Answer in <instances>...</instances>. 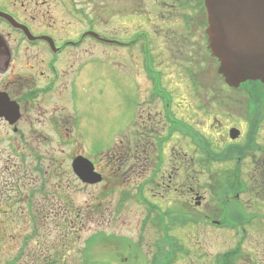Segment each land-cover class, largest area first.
Masks as SVG:
<instances>
[{
	"label": "flooded vegetation",
	"instance_id": "1",
	"mask_svg": "<svg viewBox=\"0 0 264 264\" xmlns=\"http://www.w3.org/2000/svg\"><path fill=\"white\" fill-rule=\"evenodd\" d=\"M10 1L0 0V229H26L25 224L34 229L32 224L38 219L42 225L39 229H45L47 218H55L58 213L71 217L72 176L83 187L89 186L73 170L74 159L84 156L102 174L101 184L107 181L111 168L116 184H139L143 192L147 185L156 187L153 195H141L140 199L159 228L155 229V241L157 251H162L150 264H174L176 260L175 264H204L192 258L187 242L192 236L199 239L206 229L176 228L186 225L185 218L192 219L188 223L193 226L205 218L204 223L213 227L206 230V236L221 235L225 244L232 236L237 237L229 247L208 254L211 264H264V229H247L243 220L264 218V95L251 97L254 90L250 85L233 89L224 81L217 89L218 62L208 48L205 0H84L95 9L112 5L117 23L123 15L129 21L145 17L149 24L136 31L131 27L128 34L135 33L130 43L111 37L117 39L113 45L118 50L124 46L130 49L138 39L145 38L140 50L143 66L136 54H130L129 59L135 60L134 68L145 71L146 95L131 104L132 118L117 132L112 146L105 150L96 145L91 154L79 147L73 151V143L78 145L82 138L75 93H85V69L93 58L79 62L75 70L72 61L64 66L62 63L71 57L68 54L72 46L82 47L89 40L101 46L104 42L88 34L90 28L76 41L65 29H57L73 21L63 19L57 23L52 6L67 7L72 0ZM73 20L97 26L92 17ZM161 48L173 60L154 57L153 50ZM181 57L182 62L175 61ZM202 57L204 67L200 66ZM155 60L165 61L166 66L180 63L188 75H193L182 89L187 96L178 98L177 92L163 84L164 72L161 77L154 76L148 61ZM207 74L213 75L208 79ZM200 115L207 124L197 122ZM235 129L239 135L233 138ZM56 153L64 155L63 164L67 162L63 171L66 177L61 181H57L61 168L57 167ZM106 156L108 162L104 163ZM245 159L254 171L243 176ZM217 165L226 169L218 177L210 172L207 183H201L199 168L213 170ZM61 186L64 192L58 194ZM251 221L248 219V225ZM52 224L54 229L55 219L48 229ZM221 225L227 229H215ZM20 235L16 231L14 239ZM247 244L252 251H248ZM55 246L48 250L53 254L36 253L34 261L67 264V257H57ZM33 254L23 251L19 260L25 262L23 257ZM198 255L202 256L200 252Z\"/></svg>",
	"mask_w": 264,
	"mask_h": 264
},
{
	"label": "rangeland",
	"instance_id": "2",
	"mask_svg": "<svg viewBox=\"0 0 264 264\" xmlns=\"http://www.w3.org/2000/svg\"><path fill=\"white\" fill-rule=\"evenodd\" d=\"M11 1L20 3L22 0ZM55 1L56 0H50L51 3ZM144 4L145 6H149L148 1H145ZM51 9L52 16L57 20V23L60 22L58 20L63 19L73 21L68 25H58L57 29H65L66 33L72 37L71 39L75 41L86 28L92 30L96 28L98 33L104 37L111 40L119 39L130 43V36L133 37L132 34L135 33V29L149 27L147 21L144 20L145 17H136L132 19V21H129L127 17L121 15L120 23H117V21L115 22L118 15L112 11V5L109 6V8L95 9L84 0H72V3L67 7H61L56 4V6H52ZM83 17L94 18L97 22V26H86L85 23L73 20ZM139 25H142V27H138ZM131 27L132 29H130ZM129 29L135 31L130 35L127 32ZM63 32L64 31L61 30L60 33L64 34ZM113 36L117 39H112L111 37ZM144 39L145 38L138 39L132 44L130 49L124 46L125 49L121 48L120 50L115 49L111 45H97L89 40L88 43L84 44L82 47L77 48L72 46V53L68 54V56L71 57L64 58L62 65L64 66L66 62L72 61L74 70L79 62L93 58L85 69L88 82H84L85 93H81L80 91H76L75 93L76 111L78 115L76 117L79 121H82V138L78 139V145L73 143V151L79 147L80 150L82 148L86 153L91 154V148L96 145H102L106 150L112 146L113 139H115V141L117 140V137H115L117 132L131 120V104L139 96L143 98L146 95L143 90L146 83V74L143 69L134 68L135 60L129 58L130 54H136L141 62L140 65L143 66V54L140 50L145 46ZM203 51L204 48L202 49V52ZM152 53L154 57L157 56L159 59H172L171 56L166 57L163 48L153 50ZM182 59V57L177 58L175 61L182 62ZM156 60L152 63L148 61V65H150L154 76L157 78L161 77L164 72V78H162L163 84L167 86L169 90L175 93L177 92L178 98L187 96L182 89L186 86V82L189 84L190 82L188 81L193 80V75H188V73L184 71V67H180V63H178V65L170 64L168 60H166L170 65L166 66L165 61L163 63ZM201 61L200 66L204 67L206 61H203V57ZM184 66H186V64ZM212 75H208V79H210ZM215 77V82L218 84L217 89L219 90L220 83L223 82V79L220 78L218 74ZM200 78L204 81L206 79L203 74H201ZM174 97H176V95H174ZM197 122L200 124L208 123L204 120L202 115L199 116ZM261 136H264L263 127ZM75 137L76 136L73 137L74 141L76 139ZM57 148L60 149V146L57 145ZM221 149L222 147L219 150ZM65 153L66 152H63L66 157ZM63 154H55L57 167L61 168V171L58 172L57 175V181L64 180L66 177L63 171L67 162L63 164ZM107 162L108 158L106 156L104 163ZM246 162L247 159L243 161V176L247 172L251 173L254 171L251 165H246ZM223 169L226 168L221 165H217L213 170H200L199 168L198 172L202 174L200 177L201 183H207L210 172L215 173L218 177L219 173H223ZM107 177V181L102 184L83 187L75 176H72V216L69 218H65L61 213H58L55 218H47L45 221V229H39L40 226H42L39 219L37 223L32 224L34 229H29L27 224H25L26 229H0V264H6L16 257V255H19V258H21L23 249L26 250L25 254L28 252L34 254L29 257H23L26 261L22 262L23 260H19V264H37L33 259L35 254L44 251L49 253L48 250L52 248V245H56L55 248L57 251L55 254H57V257H67L69 260L67 264L153 263L155 257L157 258L162 251H157L158 248L155 241L157 237L155 229L159 228L155 225L156 221L154 220L153 214L147 212L146 204L140 201V199L141 195H153L156 187L154 185H147L144 187L143 192V186L139 184H134L135 186L127 184V182L116 184L113 179L111 168L109 169ZM64 188V186H61L58 194L63 193ZM57 202V204L61 202L59 196ZM162 204L165 205V203ZM213 209L214 208L210 210ZM54 219L55 228L53 229L52 224V229H48L47 226L51 224ZM170 219L176 221L175 218ZM248 219H252V221L249 223L250 225H246L247 229H264V218L248 217ZM248 219L243 220L247 223ZM1 221L2 219L0 218V222ZM200 221L201 223L198 222L199 224L197 226L188 223L184 227L176 226V228L186 229L187 231L188 229H213L209 223H204L205 218H201ZM186 222L190 221H185V223ZM65 226L66 228L68 226V228L63 229ZM215 229L227 228L221 225V228L217 227ZM206 230H204L203 235L199 236V239H194L192 236L187 243L188 248L193 252V259L198 258L204 264H211V259L208 254L216 253L229 247L231 244H234L237 237L232 236L228 244H225L221 240V235L216 238L212 234L206 236ZM16 231L21 233L18 240L14 239L16 237ZM30 233L34 235L28 238ZM254 236L255 235H253V237ZM184 241H186L185 238ZM198 241L204 244L202 243V245H200ZM22 246L23 249H19ZM249 247L251 246L247 244V248ZM250 250L252 251L251 248H249L248 251ZM156 252L158 255H156ZM198 252H200L202 256L198 255ZM53 253L54 252H50L49 254ZM176 262L177 260L175 263ZM182 264L192 263L187 262Z\"/></svg>",
	"mask_w": 264,
	"mask_h": 264
},
{
	"label": "water",
	"instance_id": "3",
	"mask_svg": "<svg viewBox=\"0 0 264 264\" xmlns=\"http://www.w3.org/2000/svg\"><path fill=\"white\" fill-rule=\"evenodd\" d=\"M205 3L209 48L220 61L218 72L233 87L247 80L259 79L264 83V0H205ZM238 135L235 129L232 137ZM74 168L85 182L94 184L102 180L93 163L83 156L75 159Z\"/></svg>",
	"mask_w": 264,
	"mask_h": 264
},
{
	"label": "trees",
	"instance_id": "4",
	"mask_svg": "<svg viewBox=\"0 0 264 264\" xmlns=\"http://www.w3.org/2000/svg\"><path fill=\"white\" fill-rule=\"evenodd\" d=\"M252 88L254 90V93H251L252 94L251 97L252 96L257 97L255 94L259 95V97H260V94L264 95V86L260 82H256V88L255 87H252ZM8 264H13V263H8Z\"/></svg>",
	"mask_w": 264,
	"mask_h": 264
}]
</instances>
